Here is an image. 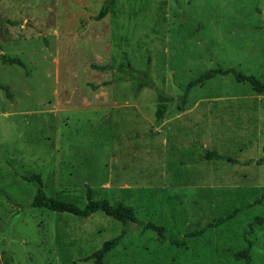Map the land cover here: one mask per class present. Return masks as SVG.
Returning a JSON list of instances; mask_svg holds the SVG:
<instances>
[{
	"label": "rangeland",
	"instance_id": "1",
	"mask_svg": "<svg viewBox=\"0 0 264 264\" xmlns=\"http://www.w3.org/2000/svg\"><path fill=\"white\" fill-rule=\"evenodd\" d=\"M108 1L0 0V20L16 23H0V264H95L86 259L124 228L104 264H245L235 255L249 244L264 264V164L204 159V148L263 157L264 97L217 76L177 110L208 71L264 81V0H116L97 21ZM127 62L174 99L161 121L155 89L135 96L137 81L117 70ZM34 173L52 197L84 207L90 188L133 206L141 224L32 209L23 176Z\"/></svg>",
	"mask_w": 264,
	"mask_h": 264
},
{
	"label": "trees",
	"instance_id": "2",
	"mask_svg": "<svg viewBox=\"0 0 264 264\" xmlns=\"http://www.w3.org/2000/svg\"><path fill=\"white\" fill-rule=\"evenodd\" d=\"M116 0H109L105 3L99 15L96 17L97 21L103 20L114 8H115ZM2 24H12L16 25V23L10 22L9 20H0ZM2 61L5 64L18 65L24 67V64L21 60L13 58L9 59L6 56H2ZM109 67H102L101 69H107ZM119 72L128 74L130 80L137 81L136 95L144 90V89H155L156 91V99H157V109L155 113L156 122L161 121L167 113V106L174 102V99L167 96L163 92H161L153 82L150 77V73L148 70L142 72L135 69L130 62L122 63L118 69ZM232 76L234 80L239 84H248L251 87L252 92L255 95L264 97V81L259 78H256L252 75H245L242 72H239L234 69L228 70H216V71H208L202 74L199 78L192 80L187 88L185 89L184 95L179 98L177 104V110L180 113H184L186 111V105L188 103V98L191 91L194 87L198 85H203L205 82L216 78L217 76ZM2 90L8 91V87L1 86ZM264 152V147H263ZM204 159L206 161H224L230 164L241 165L244 167H248L252 164L263 165L264 164V155L259 160H250L247 162H240L231 157L220 155L216 151H211L209 149L204 148ZM23 179L32 183L36 187L35 196L33 201L30 204V208L39 209L48 211L50 213H58V214H67L71 216H75L82 219L91 218L93 215L97 213H102L107 217H110L124 225V227L130 224H141L140 219L137 216L136 209L133 206L126 205L122 202H117L116 204H112L107 199H97V192L93 189L88 188L86 192V205L84 207L79 206L76 202L68 201L62 198H55L48 195L45 190V183L43 178L39 174H29L24 175ZM264 196V191H263ZM260 201V200H258ZM241 208H236L231 214H229L226 218H219L214 223H210L207 225L206 229L200 230L198 232H192L186 235V238H196L200 235L204 234L205 230L209 228V230H214L219 228L222 224H225L228 221H231L235 218V216L241 211ZM264 217H258L255 219L256 222L262 223ZM145 229H152L159 234V239L164 241V233L165 228L160 225H156L154 223L145 224ZM127 235V230L124 228L121 235L118 237L107 241L103 244L102 248L95 252L91 257L87 258V261H94L95 264H104L106 258H108L111 253L121 244L123 239ZM176 244H178L176 242ZM238 261H244L245 264H252V245L249 244L244 250L237 253L235 255Z\"/></svg>",
	"mask_w": 264,
	"mask_h": 264
}]
</instances>
